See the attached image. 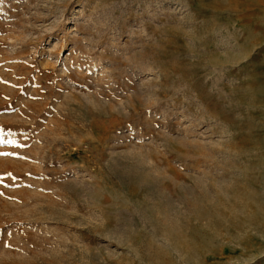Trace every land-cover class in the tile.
Instances as JSON below:
<instances>
[{
  "label": "rangeland",
  "instance_id": "rangeland-1",
  "mask_svg": "<svg viewBox=\"0 0 264 264\" xmlns=\"http://www.w3.org/2000/svg\"><path fill=\"white\" fill-rule=\"evenodd\" d=\"M0 264H264V0H0Z\"/></svg>",
  "mask_w": 264,
  "mask_h": 264
}]
</instances>
